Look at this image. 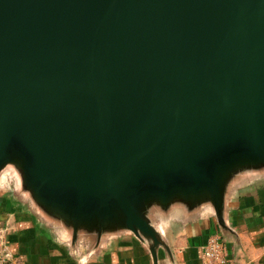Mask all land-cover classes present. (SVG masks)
Segmentation results:
<instances>
[{"label":"water","instance_id":"95a60500","mask_svg":"<svg viewBox=\"0 0 264 264\" xmlns=\"http://www.w3.org/2000/svg\"><path fill=\"white\" fill-rule=\"evenodd\" d=\"M97 250L170 249L158 209L264 171V0H0V171ZM8 176L6 182L8 181Z\"/></svg>","mask_w":264,"mask_h":264},{"label":"crops","instance_id":"0c3cea01","mask_svg":"<svg viewBox=\"0 0 264 264\" xmlns=\"http://www.w3.org/2000/svg\"><path fill=\"white\" fill-rule=\"evenodd\" d=\"M0 171V222L8 226L13 261L6 264H154L149 247L131 233L112 235L93 251L84 240L74 247L67 233L47 221L35 207L5 184ZM223 213L231 232L223 234L215 208L203 203L191 212L174 206L156 209L152 222L164 237L158 264H203V247L221 233L233 264H264V171L236 174L225 188Z\"/></svg>","mask_w":264,"mask_h":264},{"label":"built area","instance_id":"2783aa9c","mask_svg":"<svg viewBox=\"0 0 264 264\" xmlns=\"http://www.w3.org/2000/svg\"><path fill=\"white\" fill-rule=\"evenodd\" d=\"M8 232V226L0 222V264L14 259ZM203 264H233L221 233L211 235L203 247Z\"/></svg>","mask_w":264,"mask_h":264},{"label":"rangeland","instance_id":"374dc122","mask_svg":"<svg viewBox=\"0 0 264 264\" xmlns=\"http://www.w3.org/2000/svg\"><path fill=\"white\" fill-rule=\"evenodd\" d=\"M15 173H16L15 169L12 168L8 176V181L7 182L5 181V184L9 185L10 187H13V189L16 190V188L18 187V184L16 183L17 181L14 177Z\"/></svg>","mask_w":264,"mask_h":264}]
</instances>
